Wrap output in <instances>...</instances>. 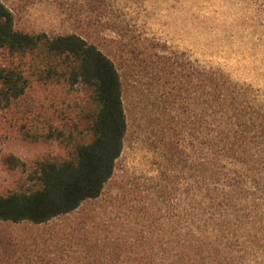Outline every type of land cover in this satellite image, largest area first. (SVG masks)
Returning <instances> with one entry per match:
<instances>
[{
  "label": "trees",
  "instance_id": "16d2710c",
  "mask_svg": "<svg viewBox=\"0 0 264 264\" xmlns=\"http://www.w3.org/2000/svg\"><path fill=\"white\" fill-rule=\"evenodd\" d=\"M0 53V104L27 106L34 138L57 139L68 152L36 160L26 184L0 192V222L46 225L100 198L114 174L128 129L121 74L78 33L17 29L4 0ZM201 80L202 100L190 104L202 128V178L187 207L174 206L141 233L132 226L110 252L80 245L83 233L72 228L57 236H67L66 244L32 238L26 248L43 245L49 254L51 240L59 255L35 261L21 255L24 242L0 234V264H264V108L249 86L223 72L206 69Z\"/></svg>",
  "mask_w": 264,
  "mask_h": 264
},
{
  "label": "rangeland",
  "instance_id": "374dc122",
  "mask_svg": "<svg viewBox=\"0 0 264 264\" xmlns=\"http://www.w3.org/2000/svg\"><path fill=\"white\" fill-rule=\"evenodd\" d=\"M4 3L13 12L17 29L78 33L102 48L120 71L128 122L122 153L100 198L46 225L0 222V234L24 242L21 255L30 253L35 261L43 254L59 256L52 249L54 241L66 244L67 236H57L72 228H80L77 237L83 233L80 245L93 243L99 253L110 252L123 245L132 226L141 233L145 227H156L174 206L189 205L188 192L201 186L203 167L201 122L194 119L190 101L202 100L200 84L206 69L249 86L264 108V0ZM3 60L0 53V64ZM26 107L0 104L2 193L26 184V169L36 160L68 153L57 139L34 138L27 128L35 121ZM23 123L27 127L22 128ZM8 157L17 161L9 162ZM49 237L57 238L48 241L49 254L43 245L25 247L32 238L42 242ZM70 249L74 259L78 254Z\"/></svg>",
  "mask_w": 264,
  "mask_h": 264
}]
</instances>
